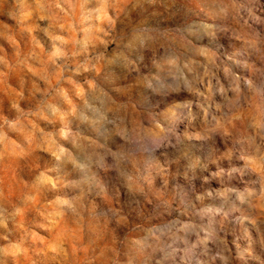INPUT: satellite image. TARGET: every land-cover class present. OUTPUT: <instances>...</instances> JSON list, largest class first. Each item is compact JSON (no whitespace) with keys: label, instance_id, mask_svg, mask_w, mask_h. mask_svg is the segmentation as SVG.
<instances>
[{"label":"rangeland","instance_id":"obj_1","mask_svg":"<svg viewBox=\"0 0 264 264\" xmlns=\"http://www.w3.org/2000/svg\"><path fill=\"white\" fill-rule=\"evenodd\" d=\"M0 264H264V0H0Z\"/></svg>","mask_w":264,"mask_h":264},{"label":"clouds","instance_id":"obj_2","mask_svg":"<svg viewBox=\"0 0 264 264\" xmlns=\"http://www.w3.org/2000/svg\"><path fill=\"white\" fill-rule=\"evenodd\" d=\"M229 44H230V41H228L226 35L217 38L215 40V42H214V46L215 45H220V46L223 47L224 50H227V47H228Z\"/></svg>","mask_w":264,"mask_h":264}]
</instances>
